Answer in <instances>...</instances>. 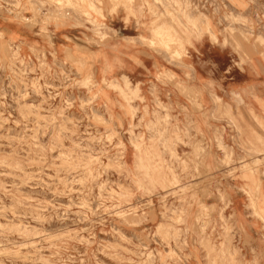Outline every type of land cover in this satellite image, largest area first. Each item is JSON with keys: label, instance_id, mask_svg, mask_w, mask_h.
<instances>
[{"label": "rangeland", "instance_id": "rangeland-1", "mask_svg": "<svg viewBox=\"0 0 264 264\" xmlns=\"http://www.w3.org/2000/svg\"><path fill=\"white\" fill-rule=\"evenodd\" d=\"M118 44L143 84L96 75ZM194 67L264 77V0H0V264H263L264 120Z\"/></svg>", "mask_w": 264, "mask_h": 264}, {"label": "crops", "instance_id": "crops-1", "mask_svg": "<svg viewBox=\"0 0 264 264\" xmlns=\"http://www.w3.org/2000/svg\"><path fill=\"white\" fill-rule=\"evenodd\" d=\"M117 47L120 51L121 57H115L112 61L111 57L107 59V63L104 64L99 60L93 66L96 75L101 78L102 75L107 74L109 77L120 78L121 76L127 77L133 81H138L143 84V82L151 77L153 74L154 65H159L157 58L151 54L148 57V52L144 49L135 46L124 47L118 44ZM98 64L99 67L96 65ZM194 71L189 73V77L185 76V72L176 71L175 74L182 81H187L188 86L195 92H199L202 96L204 111H211L213 100L215 98L220 101H225L224 99L232 97L233 95H238V97L247 104L254 114H257L264 120V77H252L249 82H244L240 84H231L228 82L227 76L220 77L217 79L215 74L210 70L198 71L195 67ZM260 80V81H259ZM173 95L175 91H172ZM215 95V96H214ZM215 97V98H214ZM214 98V99H213ZM226 106V105H225ZM173 111L181 112L185 110L187 112H192L191 105L187 102L182 104L174 103L172 104ZM184 108V109H182ZM222 110V109H221ZM192 117V122L206 133L207 128L212 127V121L204 119L200 113L194 114ZM221 129H224L223 124H219ZM206 129V130H205ZM207 133L208 130H207ZM239 225L241 226L242 232L241 238L252 240V245H254V251L256 254L259 253V260L264 264V238L263 234L258 229V223H253L247 218L239 217ZM247 253V250H244Z\"/></svg>", "mask_w": 264, "mask_h": 264}, {"label": "bare ground", "instance_id": "bare-ground-1", "mask_svg": "<svg viewBox=\"0 0 264 264\" xmlns=\"http://www.w3.org/2000/svg\"><path fill=\"white\" fill-rule=\"evenodd\" d=\"M97 30V29H96Z\"/></svg>", "mask_w": 264, "mask_h": 264}]
</instances>
